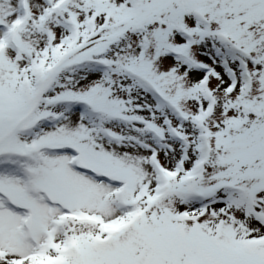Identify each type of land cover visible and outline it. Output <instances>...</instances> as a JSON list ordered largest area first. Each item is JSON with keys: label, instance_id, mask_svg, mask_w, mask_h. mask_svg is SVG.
Listing matches in <instances>:
<instances>
[{"label": "snow or ice", "instance_id": "obj_1", "mask_svg": "<svg viewBox=\"0 0 264 264\" xmlns=\"http://www.w3.org/2000/svg\"><path fill=\"white\" fill-rule=\"evenodd\" d=\"M0 264H264V0H0Z\"/></svg>", "mask_w": 264, "mask_h": 264}]
</instances>
